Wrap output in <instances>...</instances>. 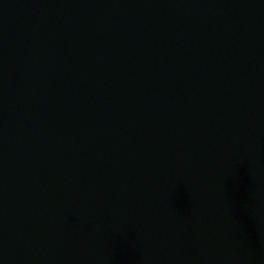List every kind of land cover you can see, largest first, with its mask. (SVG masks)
<instances>
[{
  "label": "water",
  "instance_id": "water-1",
  "mask_svg": "<svg viewBox=\"0 0 264 264\" xmlns=\"http://www.w3.org/2000/svg\"><path fill=\"white\" fill-rule=\"evenodd\" d=\"M0 264H264V0H0Z\"/></svg>",
  "mask_w": 264,
  "mask_h": 264
}]
</instances>
